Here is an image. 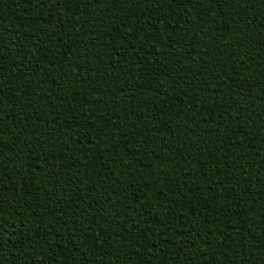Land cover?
I'll return each instance as SVG.
<instances>
[{"label":"trees","instance_id":"1","mask_svg":"<svg viewBox=\"0 0 264 264\" xmlns=\"http://www.w3.org/2000/svg\"><path fill=\"white\" fill-rule=\"evenodd\" d=\"M0 264H264V0H0Z\"/></svg>","mask_w":264,"mask_h":264}]
</instances>
